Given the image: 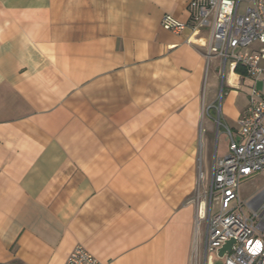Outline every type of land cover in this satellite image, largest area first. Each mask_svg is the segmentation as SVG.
<instances>
[{
    "label": "crops",
    "instance_id": "0c3cea01",
    "mask_svg": "<svg viewBox=\"0 0 264 264\" xmlns=\"http://www.w3.org/2000/svg\"><path fill=\"white\" fill-rule=\"evenodd\" d=\"M190 1L0 0V264H65L78 245L207 264L198 177L221 157L217 118L236 131L250 95L235 71L220 104L208 88L209 27H163Z\"/></svg>",
    "mask_w": 264,
    "mask_h": 264
},
{
    "label": "built area",
    "instance_id": "2783aa9c",
    "mask_svg": "<svg viewBox=\"0 0 264 264\" xmlns=\"http://www.w3.org/2000/svg\"><path fill=\"white\" fill-rule=\"evenodd\" d=\"M188 8L191 20L181 22L167 14L161 21L163 27L178 33L209 27L208 60H221L224 81L227 74L234 71L244 78L264 76V0H191ZM249 97V107L238 119L236 131L220 116L217 118L218 131L222 127L227 134L229 153L223 158L215 157L208 190H204L199 203L203 205L201 219L207 222V264L212 252H219L231 239L235 241L223 255L225 264H264V187L247 203L253 209L252 218L244 219L237 212L244 207L240 195L242 181L253 174L264 173V90L254 87ZM204 176L200 170L199 188L204 184ZM214 201L218 204L216 211ZM196 256L197 252L193 257L195 262ZM65 262L109 264L101 262L83 245L76 246Z\"/></svg>",
    "mask_w": 264,
    "mask_h": 264
},
{
    "label": "rangeland",
    "instance_id": "374dc122",
    "mask_svg": "<svg viewBox=\"0 0 264 264\" xmlns=\"http://www.w3.org/2000/svg\"><path fill=\"white\" fill-rule=\"evenodd\" d=\"M243 7L244 5L242 6V8ZM220 62H221L220 59H217V58L212 59L211 67L209 68V71H208V85H207L209 89H212L214 91V97L216 96L215 98L218 100V104H220V100H222L223 97H225L229 91V87L225 85L226 80L224 81V79L222 78L221 71H223V67L221 66ZM263 78H264L263 75L259 77L258 76H252V77L246 76L245 77L244 82L242 83L243 88L237 91L239 104L246 103L247 99L249 98L248 96L252 93L254 87L260 91L264 90ZM234 81L236 82V75H235ZM208 98H210V96H208ZM220 129L221 130L218 131L219 137L218 138L216 137L217 140L215 137L214 138H215V145H216V142L219 145L218 155L221 156L220 158H223L229 153V151H228V145L226 146L224 143V135H223L224 132L222 130L223 128L221 127ZM203 167L205 168V171H207V177H205L206 178V181H204L205 185L203 184L201 187L202 194L204 193V190L206 191L208 190V184L211 179V172H209V166L206 164H203ZM203 186H205L204 189H203ZM263 187H264V173L253 174L250 177L245 178L242 181L241 186H240V195H241V199L244 202V207L242 210L237 209V212H239L241 216L244 217V219H250L253 217L252 215L253 209H250L247 206V203L252 198H254L257 194H259L263 190ZM201 188L198 187V190ZM213 204H214V211H216L218 208L217 201H214ZM199 226H200L199 230H197L198 239L196 243L199 246V255H200L199 257H200V263H201L203 259L202 256H204L203 255V245L205 242V232H206L205 221L201 222ZM195 252H197L196 249H195ZM210 256L211 257L208 260V264H225V256H222V257L219 256L218 252H212Z\"/></svg>",
    "mask_w": 264,
    "mask_h": 264
},
{
    "label": "water",
    "instance_id": "95a60500",
    "mask_svg": "<svg viewBox=\"0 0 264 264\" xmlns=\"http://www.w3.org/2000/svg\"><path fill=\"white\" fill-rule=\"evenodd\" d=\"M234 241H235L234 239L233 240L231 239V240L227 241L226 244L222 248H220L219 256L222 257L225 254L226 251L230 250L232 245H233V243H234Z\"/></svg>",
    "mask_w": 264,
    "mask_h": 264
}]
</instances>
